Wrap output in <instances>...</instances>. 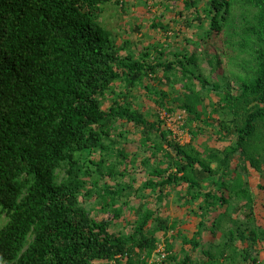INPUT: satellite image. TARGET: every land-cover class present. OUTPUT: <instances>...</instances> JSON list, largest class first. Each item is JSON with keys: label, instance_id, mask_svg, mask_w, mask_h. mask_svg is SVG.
I'll list each match as a JSON object with an SVG mask.
<instances>
[{"label": "trees", "instance_id": "trees-1", "mask_svg": "<svg viewBox=\"0 0 264 264\" xmlns=\"http://www.w3.org/2000/svg\"><path fill=\"white\" fill-rule=\"evenodd\" d=\"M177 1L159 4L168 12ZM126 4L0 0V264H159L161 238L160 264H264L249 181L251 170L264 177V0L183 1L182 24L195 32L186 42L219 48L209 61L223 71L217 80L199 72V52L160 44L135 52L131 28L114 34L104 18L112 7L127 12ZM164 13L152 30H172ZM136 89L159 109L184 111L186 126L206 129L176 142L158 116L136 108ZM128 125L151 152L137 189L125 182L137 155L115 150L109 163L114 132L129 133ZM97 152L93 170L88 156ZM109 177L115 186L104 183ZM174 190L175 205L196 218L193 233L180 227L183 219L159 214ZM141 191L149 196L130 207ZM126 208L131 230L115 233Z\"/></svg>", "mask_w": 264, "mask_h": 264}, {"label": "rangeland", "instance_id": "rangeland-1", "mask_svg": "<svg viewBox=\"0 0 264 264\" xmlns=\"http://www.w3.org/2000/svg\"><path fill=\"white\" fill-rule=\"evenodd\" d=\"M145 3L139 4L137 0H126V10L127 12H122L118 8L112 7L109 9V11L104 15V18L110 19L109 21L115 23L113 27L114 34L125 33V28H128L133 31L134 38L131 39V47L135 52L141 51L142 49H145L146 47H153L163 45V46H169V50L172 51H179L182 53L192 54V53H198V64H199V72H201L204 76L208 77L211 76V78L217 80L218 76L222 74V70L219 69L215 71L214 67H211L209 64V61L211 60V54L212 53H218L219 48L216 45L212 46H206L204 42H200V45L197 47L191 46L186 42V37L190 38L192 34L194 35L193 30L185 29L181 19L179 16V12H181L184 8L183 1L179 0L177 2H168L169 6H171V10L166 12L163 5H160L159 2L161 0H143ZM164 2V1H163ZM165 11V13H164ZM165 14L163 20L165 24L169 23L172 30L170 32H160L156 30H152L150 27L151 21L156 18L160 17L161 14ZM123 15V16H122ZM119 16H122V20H119ZM120 27L122 30H120ZM184 33V34H182ZM195 37V35H194ZM127 39V35H124L123 37H116V45L117 46H123V41ZM204 40V39H203ZM205 41V40H204ZM201 48V49H200ZM221 51V50H220ZM170 60H173L174 58L170 56ZM218 69V68H217ZM180 83L178 85H175V88L180 92L181 86L184 84V80L179 79ZM157 86L153 83L152 85ZM163 90L169 91L170 89L168 87H162ZM133 97L135 98V105L136 108L140 109L142 112H146L149 114L150 120H155L156 117L153 116L156 115L159 117V120L162 121V126L164 130L171 131V137L176 142H179L180 144H187L191 142L192 134L190 129L197 130L198 128L206 129L203 125H200L199 123H193L192 128L186 126L188 122L187 115L184 111H177L174 113H168L162 109H159L156 107L155 99L153 96H149L146 90L143 89H136L133 93ZM110 102H106L104 104V109H109ZM152 117V118H151ZM217 116H213V118H216ZM120 131L123 133V136H120L118 134H121V132H114L113 140H115L116 144H114V152H112V158L109 161V163H116V156L117 150L126 149L129 154L132 156L137 155L138 159L136 161V164L133 166H128V172L125 176V182L134 181L135 188L137 189L142 185V182L147 178V174L149 173V170H145L141 164L142 160L148 158L151 155V152L149 150H145V148L142 147L141 139L142 134L140 132H132V126L128 125L126 132V128L121 127ZM211 129H207V132H211ZM208 135H204L203 137H199L198 141L196 142V145L199 146L203 144L204 142H207ZM108 144V142H106ZM209 145L211 147H217L219 144L217 141L209 142ZM116 150V151H115ZM106 156V155H104ZM102 155L100 152H97L93 154L92 156H88V162L91 164L92 161L98 162L101 159ZM136 159V158H135ZM93 170H97L96 166L90 165ZM125 167H118L119 171H123ZM97 177H99L97 175ZM249 181L251 184V187L254 191V193L257 195V205H256V217L260 225L264 227V190L260 189L259 186H264V177L260 176L257 171L251 170L249 174ZM108 183L110 185L116 184V181L109 178H106L104 183ZM103 183V181H102ZM176 190L173 191L171 194L170 200L171 205L169 207H162L159 214L166 215L171 219L174 218H181L183 219L182 225L180 226L185 232L193 233L196 229V218L192 217L188 213V209L186 207H177L175 205V196H176ZM142 196V200L144 199V196H149L144 191H141L137 196H133L130 198V207H139L141 206L142 201L140 198ZM152 199V198H151ZM96 210L99 209V206L95 207ZM95 215V214H94ZM134 218L132 214L129 212V210L126 208L124 217L121 219L119 225L113 226L112 231L115 233H118L120 231H125L126 233H129L131 230V224H133ZM160 237L162 236L159 235ZM259 249H261L262 253L260 254V257L262 260H264V243L260 245ZM164 247H163V238H161L160 247L157 251V254L154 256V262H157L160 264L161 260V254L164 253ZM152 261V262H153ZM100 264V263H95Z\"/></svg>", "mask_w": 264, "mask_h": 264}, {"label": "built area", "instance_id": "built-area-1", "mask_svg": "<svg viewBox=\"0 0 264 264\" xmlns=\"http://www.w3.org/2000/svg\"><path fill=\"white\" fill-rule=\"evenodd\" d=\"M162 258H164L166 255L164 253L161 254Z\"/></svg>", "mask_w": 264, "mask_h": 264}]
</instances>
